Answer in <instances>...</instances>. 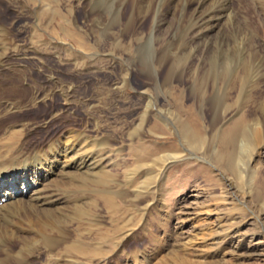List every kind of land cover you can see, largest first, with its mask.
<instances>
[{
    "label": "rangeland",
    "instance_id": "374dc122",
    "mask_svg": "<svg viewBox=\"0 0 264 264\" xmlns=\"http://www.w3.org/2000/svg\"><path fill=\"white\" fill-rule=\"evenodd\" d=\"M131 1L19 0L18 5L24 6V10L16 12L7 4L10 0H1V28H7L11 22L23 26L21 33L14 32L19 38L21 57L12 59L10 65L24 72L22 85L26 90L44 86L42 91H54L53 98L44 99L22 115H11L1 122V127L12 121L31 122L29 142L44 144L52 136L64 138L63 130L70 128L71 123L75 135L83 133L89 138L80 145L84 142L100 157L121 160L130 168L134 167L129 160L134 153L144 157L145 164L158 157L155 165L142 168L144 174H138L132 185L121 184L124 189H133L148 174H157L155 192L140 203L144 208L149 202L152 212L142 218L140 210L136 229L157 215L155 225L150 227L156 228L159 240L138 245L132 242L123 250L119 246L114 249V243L107 241L108 246L101 249L107 251L106 259L99 258L92 264H124L125 257L135 248L145 249L149 256L142 264H264V142L247 167L241 168L242 184L215 161L218 152H225L221 132L241 117L249 122L260 114L264 75L259 77L257 86L251 88L247 83L240 90L239 78L231 86L230 78L217 79L213 87L206 72L209 59L223 51L232 54L234 61L244 58L240 60L249 66V35L264 54L262 16L253 10L249 0H228L229 17L223 18L208 38L193 42L191 36L196 33H191L190 16L194 3L175 0L165 12L163 0H155L152 10L142 14L141 25L133 28ZM55 4L59 12L51 16ZM250 21L256 29L249 28ZM242 35L247 42L239 44L236 40ZM222 36L229 43L226 47L221 46ZM45 67L50 69L46 72L48 78L42 73ZM49 76L56 78L54 87L46 83ZM60 91L73 93L70 105L64 104ZM149 104L173 113L174 121L150 111ZM224 112V120L217 130H212L210 123ZM51 113L55 114L54 120L48 119ZM180 119L188 127L194 125L197 133L210 143L202 148L210 145L211 150L198 152L190 148L176 123ZM17 125L11 126L19 129ZM137 129L140 133L131 136ZM101 142L103 148L99 146ZM124 169L121 168V177ZM101 211V225L107 229L112 222ZM137 235L142 237L141 233ZM56 258L57 255L47 258L42 252L32 264H54ZM65 260L60 258L57 263L66 264Z\"/></svg>",
    "mask_w": 264,
    "mask_h": 264
},
{
    "label": "bare ground",
    "instance_id": "6f19581e",
    "mask_svg": "<svg viewBox=\"0 0 264 264\" xmlns=\"http://www.w3.org/2000/svg\"><path fill=\"white\" fill-rule=\"evenodd\" d=\"M173 1L175 0H163L164 9L162 8V10L168 12ZM186 1L188 4H195L190 16L191 33H196L191 36L193 42L208 38L213 30L221 25L223 18L229 17L228 0ZM19 3V0H10V3L7 4L17 12L24 8V6H19ZM154 4L155 0L131 1L132 21L130 23L133 28L140 24L141 17H144L142 14L149 13ZM249 4L254 11L262 16L261 21L264 23V0H249ZM56 6L55 4L52 8L51 16L59 12ZM249 26V28L256 29L252 21L249 22ZM22 28L23 26L12 22L7 28L0 26V133L2 132L0 134V264H32L34 261L37 262L42 252L47 258L55 255L58 259L65 258L67 259V261L65 260L66 264H92L99 258H102L103 261L106 259L107 251L101 249L103 245L105 248L108 246L105 244L107 241L114 243V249L119 246L122 250L132 242L137 245L155 243L159 240V238L157 240L158 234L156 236L157 230L150 225H155L157 215L151 216L153 223L145 222L144 226H139L137 229L136 222L138 221L137 216H140V210L142 218L143 215L146 216L152 212L149 202L144 208L140 206V203L146 201L152 191L155 192L157 174H148L141 183L135 184L133 189H124L121 183L124 182V185L129 186L134 179L136 180L138 174L143 173L144 166H152L159 162L158 157L154 156L150 159L152 163L145 164L142 163L144 157L139 158V153H134L129 158L134 162L133 168L123 165L124 162L121 160L115 161L107 156V159L100 157L99 154L90 151V148H86L83 145L84 142L80 145V142L87 136L85 137L80 132L75 135L74 130L71 129V123H69L70 128H63L64 138L59 135L57 138L52 136L53 138L49 137L44 144L29 142L28 125L31 122L12 121L10 125L1 127V122L6 121L11 115H22L25 110L34 108L44 99L53 98L54 91H42L44 86L34 87L32 91L26 90L22 85V81L25 80L24 72L17 70L20 68L15 69L12 64L10 65L12 59L16 61L21 57L22 51L20 52L21 49L17 45L19 38L15 37L14 32L21 33ZM221 40H224L221 46L229 45L223 36ZM246 40V37L242 35L241 39L238 38L236 42L241 44ZM249 47L251 48L249 66L240 60L244 58H236L234 61L232 54L227 55L225 51L220 56L209 59L207 62L209 67L206 72L213 81V87L215 80L225 81L229 78L228 86H231L239 78L240 90L245 89L247 83L251 88L252 85L257 86L259 77L264 75L262 74L264 54L260 53L258 49L260 46L252 35H249ZM238 69L241 76L239 73L237 74ZM48 71L50 72V69L45 67L42 72L45 78H48L46 75ZM49 78L51 81L47 79L46 83L54 87L56 78L53 76H49ZM60 92L63 93L64 104L70 105L73 93ZM149 98H151L150 95ZM257 98L259 99V97ZM148 108L150 111L161 114L169 121H174H172L173 115L171 116L173 113L167 109V111L158 109L153 104H149ZM258 109L260 114L249 122L246 117H241L234 125L221 132L220 142L225 152L223 154L218 152L215 156V161L219 166L226 168L227 171L230 170L240 184L244 177V170L242 171L241 168L247 167L257 148L264 142V104ZM188 114L186 113V115ZM225 115L226 112L222 113L210 123L212 130H217V126L224 120ZM189 117L191 118V116ZM54 118L55 114L48 115V119L54 120ZM194 120L197 124L196 119ZM185 122L180 119L176 123L189 147L198 152L211 150L210 145L202 148L204 145L210 144L208 139L199 135L194 129V125L191 128ZM12 123H18L19 129H13ZM84 128L86 130V126ZM139 131L137 129L131 136L138 135ZM217 132L214 137L217 136ZM99 146L102 147L103 143ZM160 160L166 162V159ZM221 167L220 169H222ZM121 168H125L122 177ZM29 188H32L31 191H28ZM29 193L31 194L29 195ZM79 199L82 201L78 202ZM119 199H122L124 204H121ZM101 208L108 214L112 222L107 229L102 228L101 225L104 222L101 219ZM73 229H76L77 232L73 233ZM102 229L105 231L102 232ZM138 233H141L142 237H139ZM97 244L101 245L97 246ZM150 245L152 246V244ZM145 251V249H133L125 257L124 264H142L149 260ZM60 254L63 257H60ZM57 258L54 264H58ZM45 264L49 263L45 262Z\"/></svg>",
    "mask_w": 264,
    "mask_h": 264
}]
</instances>
